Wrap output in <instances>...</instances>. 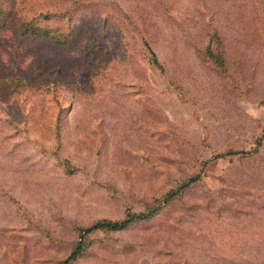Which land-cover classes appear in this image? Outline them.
<instances>
[{
	"label": "rangeland",
	"instance_id": "rangeland-1",
	"mask_svg": "<svg viewBox=\"0 0 264 264\" xmlns=\"http://www.w3.org/2000/svg\"><path fill=\"white\" fill-rule=\"evenodd\" d=\"M25 1L79 34L0 29V264H264V0Z\"/></svg>",
	"mask_w": 264,
	"mask_h": 264
},
{
	"label": "trees",
	"instance_id": "trees-1",
	"mask_svg": "<svg viewBox=\"0 0 264 264\" xmlns=\"http://www.w3.org/2000/svg\"><path fill=\"white\" fill-rule=\"evenodd\" d=\"M25 0H0V29L3 28L10 20H14V30L20 36H36V37H47L56 42L59 45H66V47H71L79 34L76 30H66L60 29L57 25H49L46 21L51 20L53 15H57L60 12H45L40 13L36 16L27 17L26 10H22V3ZM19 4V7H18ZM65 13V12H64ZM149 62L158 69H161L156 55L149 50ZM219 58V57H218ZM216 60V59H214ZM27 81L20 78H6L0 79V88L2 86L13 87L14 89L23 88L27 85ZM264 130V126H263ZM231 151L230 153H234ZM236 153V152H235ZM198 179L197 175L190 176L181 182L176 183L173 189H170L164 193L160 198H158L157 203L150 205L144 210L137 212H128L123 218L117 220H109L106 218L98 219L86 227L79 229V235L86 234L92 230L100 229L104 231H114L122 229L133 222L143 221L152 218L156 215L160 208L171 201L174 197H177L181 192L189 187L191 184L196 182ZM85 244L78 238L73 250L67 256V259L62 260L59 264H67L69 259L75 258L78 254L82 252Z\"/></svg>",
	"mask_w": 264,
	"mask_h": 264
}]
</instances>
